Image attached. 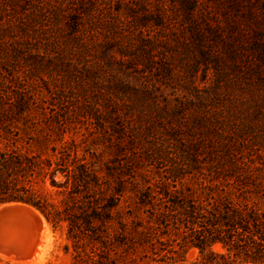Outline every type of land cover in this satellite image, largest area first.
<instances>
[{
	"label": "trees",
	"instance_id": "16d2710c",
	"mask_svg": "<svg viewBox=\"0 0 264 264\" xmlns=\"http://www.w3.org/2000/svg\"><path fill=\"white\" fill-rule=\"evenodd\" d=\"M231 48L212 52L215 82L191 88L190 114L168 100L159 106L148 83H108L100 69L86 68L91 85L84 83L75 100L117 134V146H127L125 136L131 146L106 197L110 180L66 139L65 121L46 117L28 77L0 72V203L34 206L54 227L69 222L70 238L93 248L76 252L73 264H264V165L244 154L258 145L248 138L264 124V67L248 57L242 62ZM166 121L171 130L160 125ZM36 133L46 135L43 142ZM137 139L146 160L134 158ZM39 146L44 153L34 154ZM52 189L65 196L61 205L49 199Z\"/></svg>",
	"mask_w": 264,
	"mask_h": 264
},
{
	"label": "rangeland",
	"instance_id": "374dc122",
	"mask_svg": "<svg viewBox=\"0 0 264 264\" xmlns=\"http://www.w3.org/2000/svg\"><path fill=\"white\" fill-rule=\"evenodd\" d=\"M194 27H200L198 38L192 35ZM200 45L223 53L232 46L242 62L252 58L263 68L264 0H0V72L17 70L28 77L46 117L66 122V139L75 140L79 155L110 180L104 197L124 174L118 162L126 163L131 146L127 136V146H117V134L95 124L85 105L75 100L84 83L91 85L86 68L100 69L98 75L108 83H148L156 90L159 106L168 100L171 108L183 105L190 114L191 88L210 87L217 74L213 51L200 52ZM160 125L171 130L167 121ZM32 136L39 142L46 138L44 133ZM251 136L248 139L258 145L246 146L244 154L255 155L264 165V124ZM134 143L135 160H146L145 144L138 139ZM39 148L34 154L44 153ZM35 190L42 191L39 185ZM52 192L49 199L61 205L65 196ZM44 220L50 240L42 258L31 264H73L76 252L93 249L86 241L70 238L69 222L54 227ZM100 250L113 253L111 248ZM195 255L193 251L189 258ZM7 261L28 264L0 254V264Z\"/></svg>",
	"mask_w": 264,
	"mask_h": 264
},
{
	"label": "water",
	"instance_id": "95a60500",
	"mask_svg": "<svg viewBox=\"0 0 264 264\" xmlns=\"http://www.w3.org/2000/svg\"><path fill=\"white\" fill-rule=\"evenodd\" d=\"M42 217L39 210L23 202L1 204L0 254L29 259L38 243Z\"/></svg>",
	"mask_w": 264,
	"mask_h": 264
},
{
	"label": "bare ground",
	"instance_id": "6f19581e",
	"mask_svg": "<svg viewBox=\"0 0 264 264\" xmlns=\"http://www.w3.org/2000/svg\"><path fill=\"white\" fill-rule=\"evenodd\" d=\"M42 222L43 223H42V227H41V229L39 231V239H38V243H37V246H36L34 254L27 260H22V259L14 257V256H8V257H12V258H14L16 260L22 261V263H28V264L29 263L31 264L33 262L35 263L36 261H38L39 259L42 258L43 252L46 249L48 241L50 240L49 239L50 235L48 234L44 217H42Z\"/></svg>",
	"mask_w": 264,
	"mask_h": 264
}]
</instances>
